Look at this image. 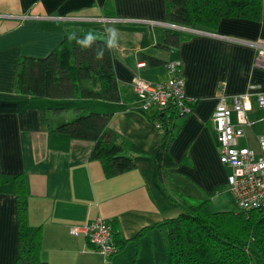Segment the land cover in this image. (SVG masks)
Returning a JSON list of instances; mask_svg holds the SVG:
<instances>
[{"label": "crops", "instance_id": "crops-1", "mask_svg": "<svg viewBox=\"0 0 264 264\" xmlns=\"http://www.w3.org/2000/svg\"><path fill=\"white\" fill-rule=\"evenodd\" d=\"M259 12L255 20L223 18L206 30L171 24L165 0H0V264H13L17 256V192L25 194L28 224L41 228L40 258L46 264H165L161 224L179 215L177 201L207 198L225 210L223 197L233 199L227 187L230 170L219 162L210 116L220 98L243 94L250 83L264 93V71L252 68L251 45L264 42V0ZM73 17L110 19L102 27L119 30L117 46L110 49L118 103L83 100L70 112L72 101L16 94L21 57L45 58L67 46L69 35L85 33L96 23ZM176 31L188 35L164 48ZM145 57L163 64L149 65ZM167 62L180 63L185 96L193 107L165 137L174 165L159 176L153 153L163 136L153 124V112L140 111L131 82L134 75L165 81ZM78 108L110 114V129L132 158V169L108 175L100 160L91 159L93 143L49 131L45 118L67 122ZM246 108L254 124L240 145L257 151L264 107L251 100ZM98 219L111 223L122 246L110 258L82 233ZM73 229L81 233L72 235Z\"/></svg>", "mask_w": 264, "mask_h": 264}, {"label": "trees", "instance_id": "trees-1", "mask_svg": "<svg viewBox=\"0 0 264 264\" xmlns=\"http://www.w3.org/2000/svg\"><path fill=\"white\" fill-rule=\"evenodd\" d=\"M259 9L260 0H165L167 20L182 28L212 30L223 18L255 20L260 14ZM89 30L96 34V42L91 48H82L69 38L67 46L45 58L21 57L17 65L16 94L59 102L118 103L119 89L112 70L110 49L105 50L102 59L96 58V51L105 45V28L95 23L85 33L75 35L83 38ZM185 34L182 31L172 33L164 48L177 46ZM145 59L149 65L163 64L154 58ZM97 84L98 89L95 88ZM76 110L79 114L67 122L45 118L49 131H62L72 139L93 143L91 159L100 160L108 175L132 169V158L124 153L122 140L110 129V114L82 108ZM151 119L153 124H160L163 136V142L153 153L160 176L163 169L174 165L167 153L165 137L182 118L170 107L152 115ZM16 198L18 251L13 264H46L40 258L41 228L31 227L27 222L25 194L17 192ZM177 205L179 215L161 224L165 229V264H253L254 260L264 264V210H215L207 198L185 197L177 201ZM111 229L116 247L113 256L122 246L117 243L112 226Z\"/></svg>", "mask_w": 264, "mask_h": 264}, {"label": "built area", "instance_id": "built-area-1", "mask_svg": "<svg viewBox=\"0 0 264 264\" xmlns=\"http://www.w3.org/2000/svg\"><path fill=\"white\" fill-rule=\"evenodd\" d=\"M23 19V18H22ZM72 21H92L105 24L106 18L84 19L69 18ZM149 23V22H145ZM251 45L255 50L252 68L264 71V42L255 41ZM167 79L162 82H148L134 75L131 86L138 99L141 112L152 111L154 114L172 108L176 115L186 118L192 113L193 101L185 96V83L180 75V63L167 62L165 64ZM224 84H219L222 90ZM255 100L260 107H264V93L259 85L250 83L247 90L231 98H220L210 116L215 131V144L221 165L230 170L227 177V187L239 211L264 210V135L258 139V150H252L246 144L245 130L254 122L249 120L247 102ZM156 129L160 124L156 123ZM161 132V130H159ZM72 235L81 233L70 230ZM87 241L104 257H110L116 252L112 241V229L109 222L98 219L82 230Z\"/></svg>", "mask_w": 264, "mask_h": 264}, {"label": "clouds", "instance_id": "clouds-1", "mask_svg": "<svg viewBox=\"0 0 264 264\" xmlns=\"http://www.w3.org/2000/svg\"><path fill=\"white\" fill-rule=\"evenodd\" d=\"M105 33H106L105 45L104 47L99 48L96 51L97 59H102L104 57L106 49H112L117 46V38L119 35V30L114 27L106 28ZM69 38L75 40L76 44L81 46L82 48H91L93 44L96 42V34L93 30H89L83 38H79L75 34H73Z\"/></svg>", "mask_w": 264, "mask_h": 264}, {"label": "rangeland", "instance_id": "rangeland-1", "mask_svg": "<svg viewBox=\"0 0 264 264\" xmlns=\"http://www.w3.org/2000/svg\"><path fill=\"white\" fill-rule=\"evenodd\" d=\"M76 102L79 103V101H72V103H70V105L67 106L68 109H71L70 112H73L72 108L83 106V105H78ZM171 191H173L172 188H171ZM174 192H175V190H174ZM173 195L178 197V194L176 192ZM223 198H225V200L227 201V204L225 205L226 208L223 211H233V212H237L238 211L233 199L230 197L229 194H227V196H224ZM212 206H213V208L215 210H219L217 208V206L215 205V202L212 203ZM163 258H164V252H163ZM137 263L141 264L139 260L137 261ZM253 264H262V263L260 261H258V260H254Z\"/></svg>", "mask_w": 264, "mask_h": 264}]
</instances>
